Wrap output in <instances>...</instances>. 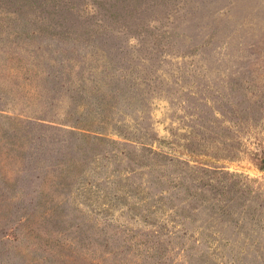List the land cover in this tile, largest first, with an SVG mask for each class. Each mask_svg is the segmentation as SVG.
Returning a JSON list of instances; mask_svg holds the SVG:
<instances>
[{
  "label": "rangeland",
  "instance_id": "obj_1",
  "mask_svg": "<svg viewBox=\"0 0 264 264\" xmlns=\"http://www.w3.org/2000/svg\"><path fill=\"white\" fill-rule=\"evenodd\" d=\"M0 264H264V0H0Z\"/></svg>",
  "mask_w": 264,
  "mask_h": 264
}]
</instances>
